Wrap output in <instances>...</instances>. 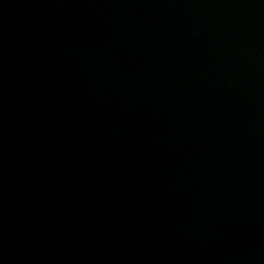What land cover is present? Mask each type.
Wrapping results in <instances>:
<instances>
[{
    "label": "water",
    "instance_id": "1",
    "mask_svg": "<svg viewBox=\"0 0 264 264\" xmlns=\"http://www.w3.org/2000/svg\"><path fill=\"white\" fill-rule=\"evenodd\" d=\"M0 264H264V0H0Z\"/></svg>",
    "mask_w": 264,
    "mask_h": 264
}]
</instances>
